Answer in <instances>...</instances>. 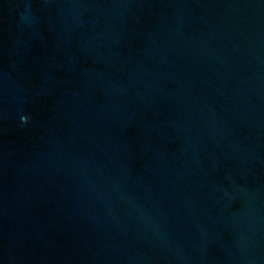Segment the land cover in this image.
<instances>
[{"label":"water","instance_id":"1","mask_svg":"<svg viewBox=\"0 0 264 264\" xmlns=\"http://www.w3.org/2000/svg\"><path fill=\"white\" fill-rule=\"evenodd\" d=\"M0 264H264V0H0Z\"/></svg>","mask_w":264,"mask_h":264}]
</instances>
